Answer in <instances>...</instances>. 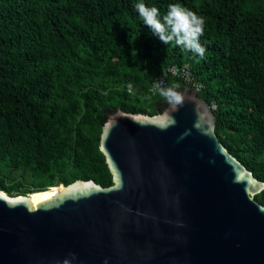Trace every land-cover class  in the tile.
<instances>
[{
	"label": "trees",
	"instance_id": "1",
	"mask_svg": "<svg viewBox=\"0 0 264 264\" xmlns=\"http://www.w3.org/2000/svg\"><path fill=\"white\" fill-rule=\"evenodd\" d=\"M138 2L0 0L2 190L34 197L75 179L110 185L99 150L107 115L161 112L168 104L149 88L183 64L214 105L218 139L264 181V0H143L162 16L172 3L203 16L202 59L160 42ZM173 84L184 87L166 74L162 86ZM254 198L264 205V189Z\"/></svg>",
	"mask_w": 264,
	"mask_h": 264
},
{
	"label": "water",
	"instance_id": "2",
	"mask_svg": "<svg viewBox=\"0 0 264 264\" xmlns=\"http://www.w3.org/2000/svg\"><path fill=\"white\" fill-rule=\"evenodd\" d=\"M180 93L177 111L107 115L110 185L75 179L35 204L0 188V264H264V181L218 139L210 105Z\"/></svg>",
	"mask_w": 264,
	"mask_h": 264
},
{
	"label": "clouds",
	"instance_id": "3",
	"mask_svg": "<svg viewBox=\"0 0 264 264\" xmlns=\"http://www.w3.org/2000/svg\"><path fill=\"white\" fill-rule=\"evenodd\" d=\"M135 9L143 24L159 38L160 42L179 47L192 53L194 57L204 58L206 49L199 42V38L204 34L205 18L203 16L197 15L178 3L169 4L163 16L157 7L147 6L143 0L136 3ZM178 88V84L165 87L159 82L154 87V91L170 106V111H177L183 105L184 97L177 91ZM167 118L166 113L159 118L158 123L163 125ZM70 255L72 259H75L74 253ZM63 264H71V262L69 259H64ZM104 264H107L106 260Z\"/></svg>",
	"mask_w": 264,
	"mask_h": 264
},
{
	"label": "built area",
	"instance_id": "4",
	"mask_svg": "<svg viewBox=\"0 0 264 264\" xmlns=\"http://www.w3.org/2000/svg\"><path fill=\"white\" fill-rule=\"evenodd\" d=\"M166 74H170L172 76L178 77L183 81L184 86H188L189 89L194 90L196 92L199 91L203 86L201 81L193 77L189 67L186 64H183V65H170L166 67L163 73L154 79L149 90L153 92L154 87L158 82L161 85H163L165 83ZM210 107L212 109L214 105H210Z\"/></svg>",
	"mask_w": 264,
	"mask_h": 264
},
{
	"label": "rangeland",
	"instance_id": "5",
	"mask_svg": "<svg viewBox=\"0 0 264 264\" xmlns=\"http://www.w3.org/2000/svg\"><path fill=\"white\" fill-rule=\"evenodd\" d=\"M32 193V192H31ZM54 192H50L49 194H47V195H45V196H42L40 193H38V192H35L34 193V199H36V200H39V199H41V198H43V197H46V196H49V195H51V194H53Z\"/></svg>",
	"mask_w": 264,
	"mask_h": 264
},
{
	"label": "bare ground",
	"instance_id": "6",
	"mask_svg": "<svg viewBox=\"0 0 264 264\" xmlns=\"http://www.w3.org/2000/svg\"><path fill=\"white\" fill-rule=\"evenodd\" d=\"M61 189V188H60ZM59 191V190H58ZM58 191H55L53 194H51V195H49V196H46V197H43V198H41V199H39V200H36V199H34L33 197H31V199H32V202L35 204V203H37V202H39V201H41V200H44V199H47V198H49V197H51L52 195H54L55 193H57Z\"/></svg>",
	"mask_w": 264,
	"mask_h": 264
}]
</instances>
